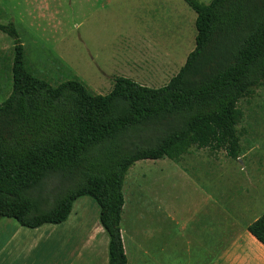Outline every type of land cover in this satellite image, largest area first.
Instances as JSON below:
<instances>
[{
    "label": "trees",
    "instance_id": "trees-1",
    "mask_svg": "<svg viewBox=\"0 0 264 264\" xmlns=\"http://www.w3.org/2000/svg\"><path fill=\"white\" fill-rule=\"evenodd\" d=\"M183 1L196 34L178 72L159 88L117 76L104 95L78 79L52 86L35 76L13 24H0L13 39L11 91L0 103V217L28 228L60 224L74 200L90 197L108 264H126L122 189L136 161H178L191 148L239 158L237 105L264 83V0ZM59 177L67 187L43 197V184ZM247 230L264 246V212Z\"/></svg>",
    "mask_w": 264,
    "mask_h": 264
},
{
    "label": "rangeland",
    "instance_id": "rangeland-1",
    "mask_svg": "<svg viewBox=\"0 0 264 264\" xmlns=\"http://www.w3.org/2000/svg\"><path fill=\"white\" fill-rule=\"evenodd\" d=\"M195 17L183 0H0V24H13L35 76L52 86L78 79L89 91L102 95L110 92L117 76L151 88L164 86L194 48ZM12 57L13 39L0 30V103L11 91ZM237 106L242 112L236 126L239 158L231 159L223 150L191 148L178 161H136L124 176L121 228L132 229L134 213L151 209L159 214L157 226H164L160 212L167 200L174 220L166 221L167 226L178 222L183 211L192 210L196 187L222 197L219 200L228 202L231 211H243L248 218L264 211V83ZM197 163L201 169L191 171ZM170 164L185 166L197 186H183L180 176H172L176 170L166 167ZM61 180H47L44 195L35 190L33 197L53 199L67 187ZM98 214L97 203L82 196L73 201L60 224L28 228L0 217V264L71 260L75 249L81 252L85 247L87 228L99 224ZM150 221L147 217L140 225L148 227ZM55 228L71 229L67 236L71 243L56 245Z\"/></svg>",
    "mask_w": 264,
    "mask_h": 264
},
{
    "label": "crops",
    "instance_id": "crops-1",
    "mask_svg": "<svg viewBox=\"0 0 264 264\" xmlns=\"http://www.w3.org/2000/svg\"><path fill=\"white\" fill-rule=\"evenodd\" d=\"M199 164L195 169L192 167L197 165H192L191 171L200 170ZM166 167L176 170L172 176H180L183 186L193 184L185 166L170 164ZM194 195L192 210L183 211L184 215L172 225L167 226L166 222L174 221L168 209L171 202L167 200L165 210L160 212L164 226H157L155 220L159 214L151 209L134 213L132 229L120 227L126 264H146L147 260L148 264H264V246L247 230L264 212L262 209L248 218L243 211H231L228 202H221L222 197L200 187L194 189ZM147 217L151 220L149 226H141L142 219ZM122 223L121 219L120 226ZM53 233L56 245L72 241L67 237L71 229L55 228ZM84 242L81 252L75 249L73 258L60 264H108V236L100 223L87 228ZM85 250L87 257L82 258Z\"/></svg>",
    "mask_w": 264,
    "mask_h": 264
}]
</instances>
